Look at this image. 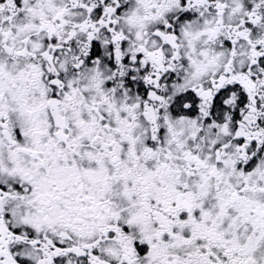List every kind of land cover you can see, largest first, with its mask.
I'll return each instance as SVG.
<instances>
[{
    "label": "snow or ice",
    "instance_id": "snow-or-ice-1",
    "mask_svg": "<svg viewBox=\"0 0 264 264\" xmlns=\"http://www.w3.org/2000/svg\"><path fill=\"white\" fill-rule=\"evenodd\" d=\"M0 264H264V0H0Z\"/></svg>",
    "mask_w": 264,
    "mask_h": 264
}]
</instances>
